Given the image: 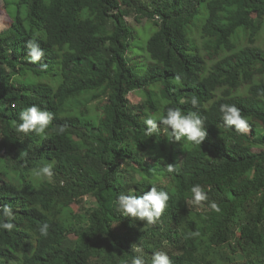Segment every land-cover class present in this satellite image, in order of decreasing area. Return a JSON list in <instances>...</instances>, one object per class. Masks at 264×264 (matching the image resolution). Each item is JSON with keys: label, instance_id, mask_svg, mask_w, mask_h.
I'll list each match as a JSON object with an SVG mask.
<instances>
[{"label": "trees", "instance_id": "obj_1", "mask_svg": "<svg viewBox=\"0 0 264 264\" xmlns=\"http://www.w3.org/2000/svg\"><path fill=\"white\" fill-rule=\"evenodd\" d=\"M19 4L25 13L0 31V205L14 213L13 229H0V264H152L155 252L171 264H264V0ZM130 17L155 26L149 38ZM29 40L41 61L30 62ZM134 90L143 102L131 103ZM222 104L238 107L250 130L225 126ZM32 105L53 113L44 135L16 131ZM168 108L205 118L202 145L169 141L166 126L145 136L144 120L159 124ZM49 163L53 177H35ZM153 186L170 196L154 224L117 211L120 194ZM74 204L80 212L65 224L58 217Z\"/></svg>", "mask_w": 264, "mask_h": 264}, {"label": "clouds", "instance_id": "obj_2", "mask_svg": "<svg viewBox=\"0 0 264 264\" xmlns=\"http://www.w3.org/2000/svg\"><path fill=\"white\" fill-rule=\"evenodd\" d=\"M28 57L30 62L36 63L41 61L44 56V51L40 49L35 40H29L27 42ZM41 68H46L47 65L41 64ZM177 83L180 82V78L177 77ZM183 102V101H182ZM192 104L195 106L198 101L195 97L192 98ZM221 118L225 126H235V130L239 133H245L250 130L248 119L241 114V110L235 105L222 104L220 106ZM54 116L53 113L42 110L37 105H32L24 108L19 113L20 123L16 125V131L20 133H35L36 135L46 134V129L52 122ZM144 123L146 124L145 136L151 137L158 135L161 132V126H166L170 129L169 141L171 142H187L197 146L202 145L205 141L208 132L206 128V120L197 113L184 114L180 108H168L167 113L163 116L159 124L157 120L151 116H148ZM63 132V129H60ZM169 171L172 168L169 167ZM34 175L38 179L52 178L53 164H45L34 170ZM191 193L193 201L196 204L208 199L207 194L203 191L199 184L191 187ZM170 196L167 191L157 190L155 186L151 187L150 191L144 192L142 195L136 196L132 194H120L116 200L117 211L124 217H131L146 221L148 224H154L164 212L167 207V202ZM211 208L219 211L216 203L211 204ZM0 214L4 217L0 220V229L11 231L14 227L11 222L14 219L13 209L9 205H0ZM48 223H44L39 232L42 236L47 237L49 234ZM133 251H140L139 248L132 246ZM127 264V261L125 262ZM130 264H145L144 260L140 256L133 257ZM152 264H171V261L166 253L155 252L153 253Z\"/></svg>", "mask_w": 264, "mask_h": 264}, {"label": "rangeland", "instance_id": "obj_3", "mask_svg": "<svg viewBox=\"0 0 264 264\" xmlns=\"http://www.w3.org/2000/svg\"><path fill=\"white\" fill-rule=\"evenodd\" d=\"M5 1L8 3L7 6H5ZM20 0H0V31L7 28L11 19L15 17V15L21 10L22 13H25L26 6L19 4ZM130 22L136 27L138 33L141 37L145 38L146 36L150 37V33L155 29V26L150 23L146 18L142 20V22H137L134 17L129 18ZM148 37V38H149ZM142 38V39H143ZM148 41V39H147ZM242 43V42H241ZM137 44V43H136ZM257 44L264 48V26L262 27L260 34L258 36ZM138 46L135 47V54L140 55V60H144L143 57L145 52L142 49V44H137ZM131 59V62L133 61V57H129ZM128 97L133 104H139L144 101V94L142 90H134L131 91L128 94ZM147 161H150L147 159ZM140 161L134 162L135 167H138L141 164ZM124 167H127L129 169L128 174L130 176L139 177L138 173H136V169L133 166H129L127 163L124 164ZM109 198L113 196L112 193H108ZM87 204H91V202L94 203L92 198H87ZM200 208H202V205L200 204ZM80 208L77 204H74L73 206L68 207V209H65V211L59 215V219L64 222L65 224L70 223L75 219V217L79 214Z\"/></svg>", "mask_w": 264, "mask_h": 264}]
</instances>
